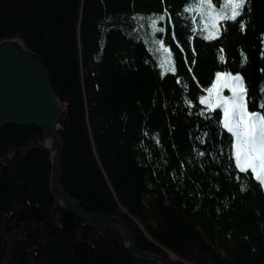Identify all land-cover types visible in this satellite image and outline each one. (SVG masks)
Listing matches in <instances>:
<instances>
[{"label": "trees", "instance_id": "16d2710c", "mask_svg": "<svg viewBox=\"0 0 264 264\" xmlns=\"http://www.w3.org/2000/svg\"><path fill=\"white\" fill-rule=\"evenodd\" d=\"M187 4L0 0V41L21 38L48 69L63 104L62 186L85 210L121 217L139 249L173 264H264V188L230 159L222 110L199 115L217 71L241 72L249 100L264 99V0L212 41L192 31ZM149 13L166 16L157 34L175 75L139 38ZM41 138L37 127L0 130V264H158L132 256L120 228L56 206Z\"/></svg>", "mask_w": 264, "mask_h": 264}, {"label": "water", "instance_id": "95a60500", "mask_svg": "<svg viewBox=\"0 0 264 264\" xmlns=\"http://www.w3.org/2000/svg\"><path fill=\"white\" fill-rule=\"evenodd\" d=\"M63 104L55 93L48 69L38 53L15 37L0 41V130L7 126L37 127L42 138L36 148L48 151L51 161L50 191L56 206L86 224L103 223L120 228L127 236L132 256L158 264H173L137 246L136 232L119 216L90 213L62 186L66 142L59 130Z\"/></svg>", "mask_w": 264, "mask_h": 264}, {"label": "snow or ice", "instance_id": "6c2138e0", "mask_svg": "<svg viewBox=\"0 0 264 264\" xmlns=\"http://www.w3.org/2000/svg\"><path fill=\"white\" fill-rule=\"evenodd\" d=\"M247 5L248 0H189L184 11L191 14L192 31L206 33L203 38L212 41L220 36L222 29L227 31L222 22H237L238 18L245 14ZM165 18V15H160L157 19H152L153 29L159 32L166 31L163 27L157 28L158 21H163ZM167 18L171 20V15L168 14ZM197 19L200 22L199 29L196 26ZM239 28L241 31L245 30L242 20L239 22ZM172 39H175L174 31ZM158 43L163 46L164 42L161 40ZM164 51L169 55L160 59L159 67L164 70L163 74L170 72L175 75L177 68L175 59L171 58V48L166 47ZM220 51L223 52V49ZM242 55L243 62L247 63V55ZM219 60L222 63L227 62L223 54L219 56ZM261 71L264 72V69ZM225 89L230 91V95H224ZM204 91L207 95L199 96V103L204 105L205 109H202L199 115H204L205 111L223 110L220 123L231 136L230 159L234 160L235 168L239 173H250L251 177L264 188V99H260L259 102L256 99L249 100V85L245 75L239 71L235 73L227 70L217 71L214 82H211L210 87L204 88ZM260 92L264 93V87L260 88ZM250 102L253 110H249ZM198 154L204 155V153Z\"/></svg>", "mask_w": 264, "mask_h": 264}, {"label": "rangeland", "instance_id": "374dc122", "mask_svg": "<svg viewBox=\"0 0 264 264\" xmlns=\"http://www.w3.org/2000/svg\"><path fill=\"white\" fill-rule=\"evenodd\" d=\"M152 19H156L152 14H143L140 16V29H139V38H141L147 48L149 49L151 55L154 57V59L156 60V63L159 67V61L162 57L169 55L168 53H166L164 51V48H170L169 45H167L166 43H163V46H161L158 41H161V38L158 36L156 30L153 29L152 24H151V20ZM158 28V25H157ZM171 58L174 59L173 57V53L171 50ZM161 73L164 72L163 69H161L159 67ZM207 95V93L205 94ZM224 95H230V91L228 89L224 90ZM222 110V109H221ZM223 112V110H222Z\"/></svg>", "mask_w": 264, "mask_h": 264}, {"label": "bare ground", "instance_id": "6f19581e", "mask_svg": "<svg viewBox=\"0 0 264 264\" xmlns=\"http://www.w3.org/2000/svg\"><path fill=\"white\" fill-rule=\"evenodd\" d=\"M58 207H60V206H58ZM62 208V207H61Z\"/></svg>", "mask_w": 264, "mask_h": 264}]
</instances>
